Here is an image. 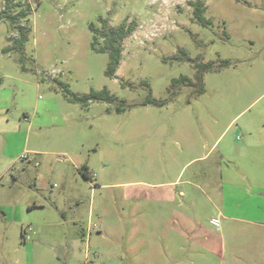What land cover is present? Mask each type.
<instances>
[{"label":"rangeland","instance_id":"374dc122","mask_svg":"<svg viewBox=\"0 0 264 264\" xmlns=\"http://www.w3.org/2000/svg\"><path fill=\"white\" fill-rule=\"evenodd\" d=\"M14 1L31 30L4 52L0 21V264H264V0H201L206 26L195 0ZM100 18L133 25L113 77ZM186 56L213 62L201 91Z\"/></svg>","mask_w":264,"mask_h":264},{"label":"trees","instance_id":"16d2710c","mask_svg":"<svg viewBox=\"0 0 264 264\" xmlns=\"http://www.w3.org/2000/svg\"><path fill=\"white\" fill-rule=\"evenodd\" d=\"M189 4L193 6V16L191 19L203 26L209 24V20L204 16L205 6L203 2L201 0H195L189 1ZM29 15L30 7L28 5H21L20 2H15L14 0L4 1V6L0 9V21L7 22L10 30L17 33L12 45L4 48V52L14 50L18 52L22 51L24 42L27 40L28 34L31 30L29 25ZM98 22L100 23V26L93 23L89 25V28L92 31L91 48L96 52H106L108 54L109 59L105 74L108 77H113L122 57L123 40L132 32L133 25L130 23L127 24L125 20L115 26L109 25L107 19L104 18H100ZM181 51L185 55V51ZM186 59L193 62L194 68L196 69L195 78L200 83L199 90L201 91L203 88L202 73L213 70V62L209 61L204 63L188 56H186ZM178 83L191 85L192 81L187 76H180L179 78L173 80V84ZM71 99L80 101L86 105L89 101L112 102L116 99V97L112 95L106 87H104L100 91H91L89 94L72 97ZM145 103L161 104L160 101L154 100L151 97H148L145 100ZM117 110H121V108L118 107ZM81 173L86 179L88 178L86 167H84V170H82ZM22 232L25 233V229Z\"/></svg>","mask_w":264,"mask_h":264},{"label":"crops","instance_id":"0c3cea01","mask_svg":"<svg viewBox=\"0 0 264 264\" xmlns=\"http://www.w3.org/2000/svg\"><path fill=\"white\" fill-rule=\"evenodd\" d=\"M76 167V166H75ZM84 170V168H83ZM82 171V170H81ZM176 182V181H173ZM173 182H171V184H167L164 187H174V184H172ZM162 187V186H161ZM169 191V190H168ZM155 196H153L151 201L157 200V201H174L175 199H177V197H184L185 196V191L183 189H174L173 191H169V193H165L163 195H160V193H155ZM176 219V218H175ZM191 222V218H188L187 216H185L184 214L179 215L178 219H177V223H179L181 226H188L190 225ZM186 227V229H190L193 230L194 227H192V225H190V228ZM208 239V237H207ZM216 250V249H215Z\"/></svg>","mask_w":264,"mask_h":264},{"label":"water","instance_id":"95a60500","mask_svg":"<svg viewBox=\"0 0 264 264\" xmlns=\"http://www.w3.org/2000/svg\"><path fill=\"white\" fill-rule=\"evenodd\" d=\"M81 170H83V168Z\"/></svg>","mask_w":264,"mask_h":264}]
</instances>
